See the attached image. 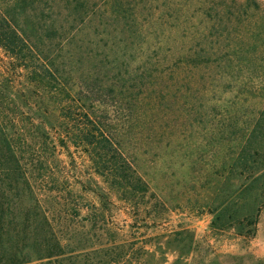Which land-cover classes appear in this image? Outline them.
<instances>
[{"label": "rangeland", "instance_id": "obj_1", "mask_svg": "<svg viewBox=\"0 0 264 264\" xmlns=\"http://www.w3.org/2000/svg\"><path fill=\"white\" fill-rule=\"evenodd\" d=\"M91 11L117 16L110 35ZM135 14L144 33L132 38L122 17ZM0 16L29 44L24 62L0 48L5 114L52 109L32 73L52 65L74 100L69 121L38 120L46 135L16 146L37 213L66 250L124 245V264H264V209L244 241L211 230L207 207L228 182L234 142L264 110V0H0ZM97 127L145 184L136 197L68 138ZM15 130L39 132L25 120ZM17 191L5 193L19 220L34 202Z\"/></svg>", "mask_w": 264, "mask_h": 264}, {"label": "trees", "instance_id": "obj_2", "mask_svg": "<svg viewBox=\"0 0 264 264\" xmlns=\"http://www.w3.org/2000/svg\"><path fill=\"white\" fill-rule=\"evenodd\" d=\"M89 14H91L88 17L89 22L97 20L98 25H103L107 34L110 35L111 32L107 28L111 26L109 20L117 16L94 11ZM1 17L0 48L5 53L23 62L26 61V55L29 53L28 38L24 37L23 33L12 26L7 19ZM122 20L135 28L132 38L144 33L143 30H141L142 33L138 32V28H142L138 14L131 18L123 15ZM153 34L156 35V31ZM159 35L160 33L156 35L155 41L159 39ZM103 42L106 44L108 41ZM90 43L92 42H89V45ZM149 46L153 49L155 45L151 41ZM78 48L81 50L80 47ZM205 60L209 61V59ZM191 62L194 63L195 60ZM159 65V62L155 61L154 66L159 67ZM51 68L53 72L49 69L45 70V67L40 74L37 71L32 73L37 75L36 80L43 88V97L49 100L52 109L31 108L25 112L27 118H22L23 114L19 110L16 112L17 110L10 109L6 111L8 112L6 115L5 110L0 107V264H124L127 256L124 245L99 246L77 252L66 250L54 233L45 213L43 211L37 213V208L39 210L41 208L33 199L30 184L25 178L17 156L16 146L36 134L44 137L43 135L46 134L42 130L44 124L41 122L44 121L48 127L53 124L49 122L48 117L54 118L58 114L62 121L70 120L71 103H74V100L71 92L65 87L63 76L59 75L58 67L52 65ZM48 87L50 90L46 91ZM83 117L88 118L86 115ZM24 120L35 125V128L42 133L32 134L30 131L15 130L17 122L21 123ZM38 120L41 122H36ZM64 124L67 123L61 122L60 125ZM94 131L97 134L86 128H79L72 132L71 138L68 137L70 133L66 132V137L77 146L91 148L90 153L88 150L85 152L96 157V159L92 158L96 164V170L100 169L97 166L99 157V160L103 161L102 167L108 171L106 173L112 179L111 183L123 196L130 199L145 191V184L138 175L135 178V171L124 155L114 147L102 130L97 127ZM234 147L233 155L222 166L223 171H227L225 176L228 181L225 185L227 189L225 187L217 189L218 195L207 206L208 213L212 216L209 227L213 231H232L235 237L250 241L256 233L258 215L264 209V110L247 134L234 142ZM19 185L23 187L19 188ZM13 189H18V194H15L17 198L21 196L19 191H22L28 200L34 202L31 205L32 208L26 210L19 220L13 211L12 199H9L5 193L6 190ZM192 242L193 239L190 240L191 245ZM176 263L178 260L174 262Z\"/></svg>", "mask_w": 264, "mask_h": 264}]
</instances>
